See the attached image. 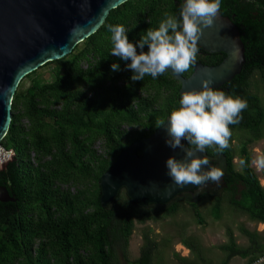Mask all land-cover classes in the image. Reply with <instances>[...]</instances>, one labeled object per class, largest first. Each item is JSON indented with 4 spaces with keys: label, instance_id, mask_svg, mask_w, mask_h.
<instances>
[{
    "label": "trees",
    "instance_id": "16d2710c",
    "mask_svg": "<svg viewBox=\"0 0 264 264\" xmlns=\"http://www.w3.org/2000/svg\"><path fill=\"white\" fill-rule=\"evenodd\" d=\"M181 3L129 0L113 9L103 26L73 53L43 66L56 64L53 81L41 79L37 70L20 83L11 127L2 142V147L15 155L0 171V185L6 186L16 200L0 201V264H118V248L127 254L136 219L118 205L123 198L126 206L135 208L122 192L113 209L104 207L101 178L122 151L137 139L152 135L159 122L166 121L179 107L181 83L169 72L157 79L146 76L143 81L132 82L125 62L111 55L109 27L123 25L129 40L135 42L147 30L157 29L165 13L178 15ZM255 3L257 8H252ZM263 6L264 0H223L221 5L220 11L241 27L247 63L255 61L260 43L256 42L253 10L264 18ZM199 48L196 63L183 75L192 73L198 63L216 65L224 57L215 55L217 62L213 64ZM84 61L87 67L82 65ZM116 63L120 70L113 72L111 65ZM251 72V67L244 66L240 75L218 89L248 103L240 123L230 129L248 130L258 138L264 107L260 97L249 90ZM28 80L30 85L26 86ZM125 126L136 130L127 132ZM99 142H103L104 153L96 149ZM254 142L249 138L242 144L238 161L231 144L222 152L217 146L206 151L225 155L230 185L227 192L233 196V204L252 220L264 223V185L254 166ZM241 160L245 161L243 167ZM221 203L222 198H216L212 211L217 218ZM179 207L176 203L164 211L137 213L140 222L146 223L152 218L158 220L161 214L173 215ZM243 232L250 244L240 246L230 229L229 242L221 246L227 257L220 264H229L235 256L253 261L264 255V241L258 234L248 229ZM195 246L187 245L189 249ZM158 247L157 241L147 237L136 264H153Z\"/></svg>",
    "mask_w": 264,
    "mask_h": 264
},
{
    "label": "water",
    "instance_id": "95a60500",
    "mask_svg": "<svg viewBox=\"0 0 264 264\" xmlns=\"http://www.w3.org/2000/svg\"><path fill=\"white\" fill-rule=\"evenodd\" d=\"M127 1L0 0V147L11 127L14 97L23 79L47 63L69 56L103 26L113 9ZM198 45L208 52H223L226 57L217 65L196 64L189 76L169 71L181 83L180 95L201 90L205 81L218 89L240 75L245 66L246 46L240 27L221 11L213 26L203 29ZM166 128L167 122L152 135L134 141L102 175L104 207L113 209L121 191L141 213L167 210L180 200L197 203L204 193L222 196L227 182L222 189L206 185L190 195L185 192L196 186L179 188L166 175L169 157L184 158L183 150L174 151L165 143ZM204 155L210 166L216 167L207 151ZM6 165L5 161L0 163V171ZM15 200L9 189L0 185V201Z\"/></svg>",
    "mask_w": 264,
    "mask_h": 264
},
{
    "label": "clouds",
    "instance_id": "9594fccd",
    "mask_svg": "<svg viewBox=\"0 0 264 264\" xmlns=\"http://www.w3.org/2000/svg\"><path fill=\"white\" fill-rule=\"evenodd\" d=\"M222 2L182 0L178 15L165 13L157 29L147 30L135 42L129 40L123 25L110 26L111 55L125 62V69L132 73V82L143 81L146 76L157 79L169 71L183 74L196 63L203 29L213 26ZM111 69L119 71L120 64H112ZM247 108L245 98L216 89L210 81H205L201 90L181 95L179 107L157 127L167 122L165 143L174 151L178 148L184 151L182 160L173 156L165 164L166 175L177 187L221 182L223 171L210 166L211 161L204 154L213 146L221 152L230 147V126L240 123ZM240 164L243 167L245 161ZM255 164L264 169V156L258 157Z\"/></svg>",
    "mask_w": 264,
    "mask_h": 264
},
{
    "label": "rangeland",
    "instance_id": "374dc122",
    "mask_svg": "<svg viewBox=\"0 0 264 264\" xmlns=\"http://www.w3.org/2000/svg\"><path fill=\"white\" fill-rule=\"evenodd\" d=\"M82 65L87 67V62L84 61ZM55 67L56 64H51L40 68L41 79L53 81ZM29 85L30 81L28 80L26 86ZM249 90L260 97L264 107V89L255 85V80H253ZM124 130L134 132L136 128L125 126ZM231 131L230 144L236 155V161H238L242 144L249 138L255 140L253 152L254 166L257 168L256 159L264 156V123L258 138L248 130L232 129ZM96 149L99 153H104L103 142L97 143ZM0 153L2 154L1 163L5 161V164L11 161L15 155L14 151L8 152L2 151V149H0ZM257 170L262 175L261 182L264 185V169L257 168ZM63 189L67 190L68 186H63ZM72 191L76 192V188H72ZM232 197L228 192L223 195L219 218L212 211L216 200L205 196L197 205L181 202L179 210L175 214L170 216L161 214L158 220L152 218L146 223L140 222L138 211L126 206L124 199L121 198L118 205L119 210L124 208L132 213L136 219V225L127 254L120 247L118 248V264H136V260L141 256L142 247L147 243V237L157 241L159 245L154 255L153 264H220L227 257V252L222 250L221 246L229 242L228 232L230 229L234 232L240 246L246 247L250 244V239L244 234L243 229L257 233L259 239L264 241V223L252 220L245 211L233 204ZM199 213L201 218H199ZM188 244L199 246L189 249ZM248 260L249 258L238 256L235 262L244 261L247 263Z\"/></svg>",
    "mask_w": 264,
    "mask_h": 264
},
{
    "label": "flooded vegetation",
    "instance_id": "af4514ba",
    "mask_svg": "<svg viewBox=\"0 0 264 264\" xmlns=\"http://www.w3.org/2000/svg\"><path fill=\"white\" fill-rule=\"evenodd\" d=\"M252 2H255L256 0H251ZM264 7V6H263ZM252 8H257V3L253 4V7ZM253 14H254V20L255 21V24H256V30H255V34L257 36L256 38V42H260L259 43V46L258 47V51L255 52V61H253L252 63H245V66L246 68L247 67H251V77L249 79V89L251 88L252 86V81L255 80V85L261 87V89H264V51L261 52L259 51L260 50H264V18L263 17H260V12L258 10H253ZM234 18L236 19V15L234 16ZM236 23V22H235ZM237 24V23H236ZM238 25V24H237ZM239 26V25H238ZM240 27V26H239ZM240 30H241V27H240ZM263 44V46H261ZM261 46V47H260ZM201 47V46H200ZM202 48V47H201ZM203 50L201 51L202 54H205V56H207V60L208 61H211L213 62V64H215V62H217V60L213 59L214 57H216L215 55L217 54H222L223 59L226 57V54L223 53V52H216V53H212V52H208L206 51L204 48H202ZM222 59V61H223ZM221 61V62H222ZM220 62V63H221ZM210 65V64H208ZM212 65V64H211ZM217 65V64H216ZM193 73V72H192ZM190 73V74H192ZM189 74V75H190ZM188 75V76H189ZM185 76V75H184ZM209 154V153H208ZM209 156H211L212 158H214V163H215V166L216 167H219L224 175H223V178L221 180V182L217 185V184H214V183H209L208 186H211L213 188L215 187H220L221 189L224 187L223 184L225 182L228 183L227 181V172H228V163H227V160H225V155L222 154V153H216V154H209ZM225 157V158H224ZM226 163V164H225ZM226 167H227V170H226ZM223 186V187H222ZM205 188V186L203 187H196L193 191H189V192H185L187 194H195L197 192H200L201 190H203ZM230 188V185L228 183V187H224V191H223V194L222 196H216V195H212V194H209V193H204L200 196V199L197 203H191V202H187V201H184V200H180L176 203H181V202H187L189 204H192V205H197L198 203H200L203 198L205 196H210L212 198H214L216 200V198H222L223 195L225 193H227V191L229 190ZM220 191V190H219ZM122 192V191H121ZM122 194L124 195V193L122 192ZM125 196V195H124ZM126 198V197H125ZM127 199V198H126ZM127 201L131 204V202L127 199ZM132 205V204H131ZM151 205V204H150ZM147 206V207H150ZM152 211H159V210H154V209H151L149 212H146V213H151ZM164 211V210H162Z\"/></svg>",
    "mask_w": 264,
    "mask_h": 264
},
{
    "label": "built area",
    "instance_id": "2783aa9c",
    "mask_svg": "<svg viewBox=\"0 0 264 264\" xmlns=\"http://www.w3.org/2000/svg\"><path fill=\"white\" fill-rule=\"evenodd\" d=\"M0 149H2V151H6L2 146L0 147ZM246 264H264V255L260 256L259 258L253 261H249Z\"/></svg>",
    "mask_w": 264,
    "mask_h": 264
},
{
    "label": "crops",
    "instance_id": "0c3cea01",
    "mask_svg": "<svg viewBox=\"0 0 264 264\" xmlns=\"http://www.w3.org/2000/svg\"><path fill=\"white\" fill-rule=\"evenodd\" d=\"M243 258V257H242ZM237 259H238V256H235L234 258H232V260L230 261V263L229 264H242V262H244V261H240V262H235V261H237ZM247 263L249 262V260L248 261H246ZM243 264H246L245 262L243 263Z\"/></svg>",
    "mask_w": 264,
    "mask_h": 264
},
{
    "label": "bare ground",
    "instance_id": "6f19581e",
    "mask_svg": "<svg viewBox=\"0 0 264 264\" xmlns=\"http://www.w3.org/2000/svg\"><path fill=\"white\" fill-rule=\"evenodd\" d=\"M1 155H2V154L0 153V163H1V160H2V158H1L2 156H1Z\"/></svg>",
    "mask_w": 264,
    "mask_h": 264
}]
</instances>
